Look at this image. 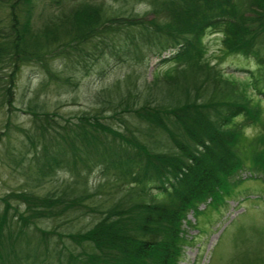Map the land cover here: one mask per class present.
Returning <instances> with one entry per match:
<instances>
[{"label":"trees","instance_id":"1","mask_svg":"<svg viewBox=\"0 0 264 264\" xmlns=\"http://www.w3.org/2000/svg\"><path fill=\"white\" fill-rule=\"evenodd\" d=\"M138 4L150 10L135 12ZM36 7L0 0V124L28 140L35 165L21 168L42 188L0 197V264H180L200 237L187 239L185 227L203 232L202 218L226 208L243 170L264 178V0H52L35 17ZM210 34L222 59L253 62L243 78L211 63ZM106 49L139 62L173 53L146 86L127 74L95 95L92 113L54 120L38 92L78 85L61 63L102 76ZM30 65L46 82L23 109L16 83ZM17 112L30 129L11 123ZM58 172L68 180L44 187ZM236 259L227 264H259Z\"/></svg>","mask_w":264,"mask_h":264},{"label":"rangeland","instance_id":"2","mask_svg":"<svg viewBox=\"0 0 264 264\" xmlns=\"http://www.w3.org/2000/svg\"><path fill=\"white\" fill-rule=\"evenodd\" d=\"M52 0H37L34 16L43 15L48 9ZM150 7L146 4H138L134 11L140 14L148 12ZM2 14L1 16H3ZM151 18V15H147ZM208 56L212 64H216L223 72L232 73L237 78H243L244 69L253 67V62L248 59L238 57H226L222 59V44L220 36L210 34L204 39ZM171 50L166 51L160 58L152 54H146V59L139 62L121 55L122 59L112 57L108 49L105 50L106 61L103 63L105 73L99 76L94 68L84 75V72L61 63L58 67L64 70L65 75H72L78 85L74 88L72 85H66L64 90L57 89L52 82L44 85L46 82L43 74L36 66H25L18 75L16 83L17 107L25 109L34 91L41 89L39 100L45 102V108L52 114V118L61 124L63 120L75 121L84 112H93L96 107L95 95L103 89L110 88L117 81L123 82L127 74H132L134 79L137 76V84L147 85L153 81L156 75L162 74L169 68V62L161 63L162 58L172 54ZM82 69V68H81ZM83 75V77L81 76ZM136 81V80H135ZM263 110H264V102ZM11 123L16 127L24 129L31 128L29 116L17 112L16 117L11 119ZM118 127V123H115ZM256 128L248 127L245 133L254 134ZM0 132L11 133L7 136L2 135L0 143V197L10 192H20L23 189L32 188L34 191L42 189L37 182L33 181L29 171H23L21 165L28 167L35 165L36 158L34 153L26 148L29 145L28 140L22 133H17L12 126L6 128L5 122L0 124ZM24 143L25 145H22ZM27 145V147H26ZM28 150L30 148L28 147ZM22 162L20 163V158ZM98 172L94 173V180L98 177ZM251 174L247 169L243 170L239 179L240 182L233 190V197L226 203V208L220 213L208 212L202 218L204 231L200 232L194 228H186V237L191 239L195 235H200L193 243L184 245V259L180 264H227L228 260L237 258L235 261H249L264 264V178ZM258 177V178H256ZM67 173L58 172L52 182L44 184L46 188H54L63 180H68ZM201 205L199 209H203ZM1 210V204H0ZM188 220L194 221L193 214L188 215ZM73 231L81 227L83 221H72ZM40 225V224H39ZM41 226V225H40ZM50 227V224H45ZM45 228V227H43ZM49 229V228H46ZM221 240V242H219ZM232 260L230 261V263Z\"/></svg>","mask_w":264,"mask_h":264}]
</instances>
